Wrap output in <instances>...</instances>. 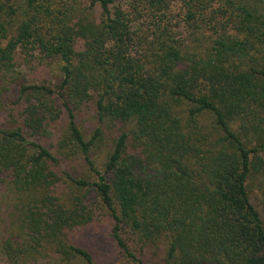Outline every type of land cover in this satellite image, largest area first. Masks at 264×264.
Masks as SVG:
<instances>
[{"label":"trees","instance_id":"16d2710c","mask_svg":"<svg viewBox=\"0 0 264 264\" xmlns=\"http://www.w3.org/2000/svg\"><path fill=\"white\" fill-rule=\"evenodd\" d=\"M39 1L27 0L23 21L0 48L6 79L15 78L22 49L57 60L60 74L53 88L19 85V100L28 102L21 122L0 128V169L11 173L21 194L38 195L23 211L22 234L0 246L6 262L20 264L52 241L63 261L93 264L87 251L66 240V230L93 216L81 200L73 210L57 202L53 188L63 177L93 189L130 264L160 263L137 257L124 228L138 244H164L167 264H264V223L248 192L251 178H264V143L252 147L244 140L264 127V0L261 6L251 0H131L125 9L115 0H92L99 17L64 16L53 41L38 34ZM173 4L178 14L170 17ZM144 16L153 20L148 36L136 21ZM186 27L194 39L202 29L215 39L198 55L189 53L192 48L179 41ZM86 106L94 107L98 123L131 126L115 139L103 172L89 156L101 129L86 139L77 123L76 113ZM56 130L57 147L78 153L94 183L59 171V160L40 142Z\"/></svg>","mask_w":264,"mask_h":264},{"label":"rangeland","instance_id":"374dc122","mask_svg":"<svg viewBox=\"0 0 264 264\" xmlns=\"http://www.w3.org/2000/svg\"><path fill=\"white\" fill-rule=\"evenodd\" d=\"M92 0H40L34 5L36 9V21L38 34L43 41H53L57 27L61 24L64 16L72 17L73 14H79L81 18L94 20L99 17V11L96 6H91ZM123 9L131 8V0H115ZM255 6H261V0H251ZM27 0H0V22L3 23L6 30L5 35L0 34V48L13 38L15 30L24 19ZM15 10L12 15L8 8ZM178 4L171 6L170 17L178 14ZM150 16H144L136 19L138 28H144L143 34H150V26L153 20ZM192 30L186 27L179 39L180 42L190 46L192 50L189 53L197 54L205 47L209 48L214 41V37L210 31L202 29L194 39L192 38ZM51 36V37H49ZM197 40V42H195ZM15 56L13 63L14 77L9 80L6 75L0 72V128L16 127L21 122V117L26 109L27 103L19 100L18 86L20 85H44L47 87H56L60 81L59 62L57 60L47 61L40 55H30L26 50H19ZM14 80V81H13ZM9 81L10 84H6ZM17 81V83H15ZM18 84V85H16ZM77 123L86 139L90 138L93 131L98 127L102 131V140L91 150L89 156L93 166L100 172L104 171V165L110 154L115 139L121 133L129 132L131 126L124 125L119 122L105 120L97 121L94 107H82L77 113ZM186 119L184 120V122ZM16 123V124H15ZM59 126V125H58ZM61 126V125H60ZM240 126L239 123L236 124ZM259 129L258 136L247 134L245 142L252 147L264 143V127ZM57 130L51 138L40 137V142L54 155L60 162L59 171L63 174H70L73 177L83 179L89 184L95 182V177L91 173L89 167L78 153L68 154V149H59L56 144ZM73 152V151H72ZM59 175V174H58ZM11 173L0 169V246L10 239L22 234L21 220L23 211L30 200H36L38 195L35 190H29L21 194L11 183ZM109 178V176L107 177ZM62 181L53 188V196L57 202L67 210H73L76 205L75 199L81 200L86 205L88 214L92 213L93 219L81 226L74 225L71 229L65 231V237L70 245L79 247L87 251L92 258L93 264H130L118 250L115 241L112 238V221L110 214L98 204V200L94 197L95 192L91 187L79 188L72 183L66 182L62 177ZM248 183V192L251 202L261 212L264 223V178L253 177ZM83 199V200H82ZM78 211V210H77ZM79 214V213H77ZM123 238L130 250L142 258L144 262L156 260L160 264L166 263V248L164 244H138L134 237L127 229L122 230ZM26 250L29 249V243L25 244ZM38 248V247H37ZM36 248V249H37ZM56 244L52 241H43V245L35 252H32L27 260L20 264H85L81 259L74 258L68 262L62 260L60 255L56 254ZM1 249V247H0ZM0 264H9L1 255ZM12 264V263H10Z\"/></svg>","mask_w":264,"mask_h":264}]
</instances>
